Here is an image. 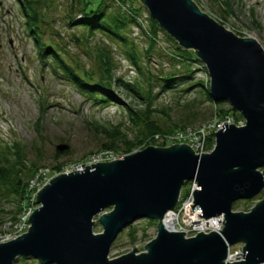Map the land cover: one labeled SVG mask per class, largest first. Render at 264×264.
<instances>
[{"label": "water", "instance_id": "water-1", "mask_svg": "<svg viewBox=\"0 0 264 264\" xmlns=\"http://www.w3.org/2000/svg\"><path fill=\"white\" fill-rule=\"evenodd\" d=\"M149 16L179 47L204 64L208 92L239 112L243 125L222 123L209 152L185 143L148 145L124 156L60 173L37 192L25 232L0 242V264L32 258L41 264H260L264 263V195L249 211L238 200L264 189V48L239 37L202 11L194 0H140ZM58 151L67 144L56 146ZM195 180L192 210L221 215L219 232L194 236L165 228L164 215ZM156 222L157 234L137 252L109 258L119 233L138 219ZM99 225L100 232L94 227ZM242 244L243 258L225 262Z\"/></svg>", "mask_w": 264, "mask_h": 264}, {"label": "rangeland", "instance_id": "rangeland-1", "mask_svg": "<svg viewBox=\"0 0 264 264\" xmlns=\"http://www.w3.org/2000/svg\"><path fill=\"white\" fill-rule=\"evenodd\" d=\"M41 1L38 8L42 16L38 34L41 45L55 48L65 62L86 80L96 82L102 77L105 57L111 61L115 78L136 82L144 90L150 88L149 74L159 76L173 72L178 75L184 72V68L178 64L175 66L171 59L174 40L165 31L158 30L152 44V38L146 32L149 14L140 0H132L140 7V19L137 20L140 26L130 24L126 28L127 44L100 31L88 38L82 27L67 26L70 0ZM194 1L225 28L239 37L256 39L264 48V0ZM110 9L114 10L115 5ZM25 23L16 0H0V146L3 150L7 146L12 147V153L19 151L27 161L35 159L39 166L37 169H44L46 177L60 174L88 155L100 151L99 146L109 140V133L116 134L119 149L112 150L122 157L148 145L162 144L152 137L153 134L136 142L141 138L146 120H153L162 127L171 125L174 130L180 125L183 128L199 126L211 118L209 113L215 109L213 103L200 94L199 90L203 92L204 88L193 84L202 82L206 85L209 80L202 62L193 63L192 80L175 89L160 91L158 82L152 80L149 110L145 111L144 101L133 97L119 82L112 86L108 102L95 103L68 79L52 55L40 54L38 43H35ZM130 49L138 59L139 69L125 54V50ZM190 83L195 86L184 92ZM124 105L137 111L142 122H134ZM217 107L227 109L229 104L223 102ZM236 119L239 120L238 117ZM130 142L134 146L129 150L126 146ZM59 144H67V152L59 153L56 149ZM208 146L211 150L214 144ZM261 170L264 173V167ZM185 188L189 189L187 183L181 188V196ZM263 195L261 192L248 201L238 200L233 210L249 211ZM15 205L10 199L0 200V236L10 232L7 228L11 216L9 211H13ZM31 206L33 211L38 204ZM100 231V226L96 225L94 232ZM156 234V222L146 218L134 221L119 233L111 246L109 258L128 253L134 247L137 252H143V246ZM235 247L242 249V244Z\"/></svg>", "mask_w": 264, "mask_h": 264}, {"label": "trees", "instance_id": "trees-1", "mask_svg": "<svg viewBox=\"0 0 264 264\" xmlns=\"http://www.w3.org/2000/svg\"><path fill=\"white\" fill-rule=\"evenodd\" d=\"M17 7L23 12L25 18V26L27 30L30 31L31 36L38 43V49L42 56L46 54L52 55L54 61H56L68 79L83 93L88 94L93 98L95 103H104L109 101V93L112 91V86L119 82V84L124 87V89L133 94V97L140 98L145 103V111L149 110V106L152 103V80L158 82L160 91H169L171 89L177 88L179 85L184 84L187 80H192L195 69L191 68L193 63H201V61L196 57L195 53L191 50H186L178 46L174 40L175 47L173 48V54L171 55L172 61L175 63V66L178 64L184 68V72L181 74L168 72L166 74H161L159 76H154L149 74L147 77L148 86L150 88L144 90V88L134 82H127L120 79L119 77L115 78L112 74V64L109 57H105L103 60V75L96 81L91 82L86 80L85 76H82L78 72L74 71L70 65H68L65 60L60 56L58 51L52 46H43L42 41L39 38V21L41 20V14L38 12L40 8L39 0H16ZM131 1V2H130ZM43 2V0L41 1ZM111 5H115V9L112 10ZM127 5V6H126ZM144 7V5L142 4ZM145 8V7H144ZM140 7L135 5L132 0H70L69 9L67 11V26L73 27H82L89 37H92L97 31L104 33L106 36L113 39H118L123 43H128L125 35V30L130 24L139 25L138 21L140 19L139 12ZM138 20V21H137ZM149 20V29L146 31L149 36L152 38V44L158 30H162L159 25L148 15ZM140 26V25H139ZM88 42V40H87ZM50 51V53L48 52ZM126 56L129 60L139 69V62L134 54L133 50H125ZM196 86L204 88L199 90L200 94H204V97L209 102L214 103L215 109H212L209 113L211 118L217 114H224L227 111L236 115V117L243 119L242 115L236 110L232 109L230 106L225 109L222 107H217L223 102H214L211 100L208 92V82L204 85L202 82L193 83ZM190 83L189 87L187 86L183 91L187 92L190 90L191 86H195ZM129 112V117L134 119V122L141 121L139 113L133 111L129 108L128 105H124ZM183 128V125L177 126L176 129ZM174 128V130H175ZM173 127L171 125L167 127H162L153 120H146L144 122V128L141 132V138L136 139V142L142 139V141L149 135L158 132H168L172 131ZM107 132V131H106ZM115 133H109V140L103 142L99 149H110L117 150L118 139L115 137ZM210 141H213L211 135ZM140 142V141H139ZM125 143V140L123 144ZM130 145H127V149H131L134 144L130 142ZM212 144V143H209ZM164 146V145H160ZM12 147L7 146L5 150L0 146V200H11L16 205L14 206L13 211L10 213V221L15 220L17 213L20 212L24 195L26 192V185L28 179L33 175L36 169L39 167L35 162V159L32 161H27L19 151L12 153ZM67 152L66 150L58 151ZM187 183V182H186ZM185 183V184H186ZM264 194V189L262 195ZM248 201V200H243ZM236 202L233 204V206ZM152 221V220H149ZM133 231V230H131ZM134 239V237H133ZM15 264H41L35 259L32 258H19L16 260Z\"/></svg>", "mask_w": 264, "mask_h": 264}, {"label": "built area", "instance_id": "built-area-1", "mask_svg": "<svg viewBox=\"0 0 264 264\" xmlns=\"http://www.w3.org/2000/svg\"><path fill=\"white\" fill-rule=\"evenodd\" d=\"M238 119L239 120H237L235 115L232 113H224L221 115L217 114L199 126H186L185 128L175 129L171 132H165L163 134L154 133L152 137L159 139L164 146L176 143L188 144L195 153L200 154L210 151L208 145L211 142L212 145L214 144L213 133L222 127V123L226 122L227 125L232 123L236 125H243L244 119ZM211 135L213 137V141H210ZM117 158L120 157H118L113 150L101 149L94 154L88 155L77 165L64 169L62 173H68L73 170H83L86 165L96 162L111 161ZM49 179L50 178L46 177L44 169L39 168L35 171L26 185L25 199L21 210L16 216L15 220L8 222L7 228L10 229V232H8L6 235L0 236V242H5L15 238L27 230L29 226L28 217L32 212L31 205L35 203L37 192L49 181ZM187 185L189 186V189L185 188L183 196H181L180 192L177 206L164 215L162 223L166 216H171L175 223L174 228L171 230L185 232L184 234L187 237L194 236L200 231L205 233L210 231L220 233L219 230H222L223 228V217L219 215L210 218H204L203 216L198 215V210L193 211L189 204L192 203L191 194L194 189H197V183L195 180H191L187 182ZM211 223L216 226L214 228L209 227L211 226ZM239 244L241 243L235 244L234 246H230L228 248V255L225 262L230 263L243 258L242 249L235 247ZM229 256H231V258H229Z\"/></svg>", "mask_w": 264, "mask_h": 264}, {"label": "bare ground", "instance_id": "bare-ground-1", "mask_svg": "<svg viewBox=\"0 0 264 264\" xmlns=\"http://www.w3.org/2000/svg\"><path fill=\"white\" fill-rule=\"evenodd\" d=\"M163 225L165 226V228L171 230L174 228L175 223H174V220L172 219L171 216H166L165 219L163 220ZM215 226L216 225L211 223V226H209V227L214 228ZM229 253H230V251H229ZM229 258H231V256H229Z\"/></svg>", "mask_w": 264, "mask_h": 264}]
</instances>
